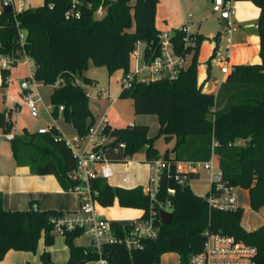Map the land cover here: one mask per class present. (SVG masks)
<instances>
[{
    "label": "trees",
    "instance_id": "obj_1",
    "mask_svg": "<svg viewBox=\"0 0 264 264\" xmlns=\"http://www.w3.org/2000/svg\"><path fill=\"white\" fill-rule=\"evenodd\" d=\"M159 0H78V16L67 18L73 0H43L37 7L21 11H0V55L13 60L26 55L34 61L33 79L43 85H53L49 94L51 114L62 115L76 133L84 136L94 124L89 107L87 86L95 81L85 75L89 61L104 66L108 75L117 70L126 72L130 53L137 41L146 42L157 51L156 7ZM242 1V0H235ZM252 2L258 9L256 21L259 62L233 64L216 92H205L197 78V56L200 43L205 39L194 34L193 46L185 47L184 32L175 30L172 42L177 52L191 53V61L174 79L163 78L147 83L134 81L128 90H121V98L132 99L133 112L137 115L153 114L159 130L149 135L147 125L131 123L122 127L107 124L103 133L111 140L104 144L106 155L113 162L131 158L143 152L148 164L157 158L164 162L153 208L159 203H170L172 217L164 224L159 217L156 237L143 239L141 248L128 250L122 243H102L101 253L89 246L76 245L75 238L83 235L80 230L66 232L63 236L69 249L67 264L96 261L104 257L108 264H161V256L175 252L180 264H188L189 256L203 246L205 233L221 232L236 240L256 247L253 264H264V225L254 230L243 228L244 209L212 208L205 195L194 193L189 183L180 186L175 179L176 163L181 161H207L215 157L227 186L248 191L249 207L254 211L264 208V0ZM101 5L103 16L95 18L94 12ZM20 30L25 35L21 38ZM222 32L213 40L218 42ZM216 49H214L215 52ZM214 53L212 54V56ZM1 83L5 86L9 68H1ZM69 78L70 82L65 83ZM63 109L59 111V107ZM0 128L10 133L11 122L0 111ZM59 131L50 126L49 132L23 130L9 139L12 155L17 165L28 166L37 175L53 174L62 190L68 192L77 184L70 174L76 167L75 158ZM163 137L165 143L174 140L162 156L154 145L155 138ZM237 139L244 143L237 142ZM123 142L124 149H116ZM199 175V174H198ZM198 175L190 174L191 179ZM98 191V204L110 206L118 202L121 207L138 208L145 217L150 197L143 193V186L131 189L115 187L100 178L93 182ZM35 207V209H33ZM63 212L40 210L32 204L26 210L8 211L3 208L0 193V261L9 250L34 252L40 237L45 248L40 254L41 264L51 263L47 250L55 234L49 219ZM116 237L128 231L129 224L110 222Z\"/></svg>",
    "mask_w": 264,
    "mask_h": 264
},
{
    "label": "built area",
    "instance_id": "obj_2",
    "mask_svg": "<svg viewBox=\"0 0 264 264\" xmlns=\"http://www.w3.org/2000/svg\"><path fill=\"white\" fill-rule=\"evenodd\" d=\"M8 2L12 10L15 12L23 10L24 1L19 0H0V11L3 9V2ZM78 0H73L71 9L67 10L65 16H78V11H75V6ZM235 0H213L212 11H225L229 15L234 14ZM102 10V7H101ZM101 14V11L99 12ZM190 23H185L179 29L184 32V46H193V39H190L191 34ZM224 36L226 42H230L231 34L238 30L234 22L228 17L224 25ZM173 33L162 31L158 36L157 51H154L145 42L137 41L134 49L130 53L129 68L123 72L121 80V90H128L134 81L151 82L162 80L163 78L174 79L181 70L188 66L187 59L191 53L177 52L176 47L172 42ZM21 34V38H23ZM229 50L225 53V59L228 60ZM25 63L28 64V56L24 55ZM13 60L0 55V68H9ZM231 69V65L221 67V72L227 74ZM29 89L22 94L23 105L29 109L30 115L37 116L36 106L40 102L37 93L31 90L32 84L36 85L32 74L28 80ZM107 90H101L99 95L106 94ZM89 95V92H86ZM18 102L10 100L9 110H16ZM51 109V107H50ZM63 109L59 107V111ZM6 116V113H5ZM8 117V116H7ZM109 124L107 117H101L97 125H92L89 132L83 137L77 133L72 136L58 135L64 140L65 146L69 147L74 158L76 167L71 172V179L77 184L71 189L79 195L80 205L75 211L68 213H60L52 215L49 219L52 231L54 234L64 235L72 230H80L84 234H88L91 238V246L98 254L101 253L102 243L107 241H117L122 243L128 250L141 248L143 239H151L156 237L159 226L156 224L157 217L160 218L161 210L170 209V203H159L158 208H153L152 202L156 198L158 186L160 182V173L164 162L161 158L153 160L150 164V180L146 186H143V193L150 197L149 211L145 217H138L129 223V229L123 235L116 237L110 222L97 210L98 207V191L93 187V182L100 178L109 180L113 177V161L106 155L101 142L103 139L110 137L103 133V127ZM50 127L41 128L37 131L40 133L49 132ZM10 138L12 137L9 136ZM111 140V138H110ZM109 140V142H110ZM126 145L120 142L116 149H124ZM129 157L125 156L123 160L118 162L129 161ZM204 172L209 176L210 185L213 184L211 194L207 197L208 204L212 208L222 210L236 209L237 191L236 187L227 186L223 182L221 169L218 167L216 159L212 156L207 161H181L176 163L175 179L180 186L189 183L192 179V174H200ZM127 181V178H123ZM256 247L251 244H246L236 240L233 236L216 232H206L204 243L199 252L189 256L188 264H253ZM89 264H108V261L99 256L96 261L86 262Z\"/></svg>",
    "mask_w": 264,
    "mask_h": 264
},
{
    "label": "crops",
    "instance_id": "obj_3",
    "mask_svg": "<svg viewBox=\"0 0 264 264\" xmlns=\"http://www.w3.org/2000/svg\"><path fill=\"white\" fill-rule=\"evenodd\" d=\"M15 1L16 3H19V0H15ZM194 1L196 0H159L157 7H156V12H155L156 27L158 29L159 28L161 29V27H163L167 30L172 31L173 33L175 30H178L185 23H190L191 25L190 29L192 30L195 23L191 21L192 15L185 13V9L189 7L190 4H192ZM205 1L210 4V8L212 11L213 0H205ZM41 4H43V0H42V3H40L39 5ZM23 7H24L23 9L28 8V7L30 8L31 5L29 4V2L28 3L26 2V5H25V2H24ZM223 12L224 11L214 12V13H220L222 15ZM258 15H259V11L257 7L254 4L252 6L250 1H244V0L237 2V4L235 2L234 14L229 15L227 13L226 20L229 17L238 28L236 32L231 34L230 42H226L228 45L227 49L229 50L228 59H231L232 57V61H233V63H230L229 65L232 66L233 64H243L242 62L244 61H255V62H250V63H256V61H258L255 58L256 56H258V53H259L258 35H257V28H256V21H257ZM219 21H220L221 28L224 30L223 27L225 23H222L221 17L219 18ZM198 26H199V23L197 24V27ZM240 32H242V34L238 37V39L240 40L239 41L240 45H237V46H242V50L240 53H244V54H239L238 51L236 52V50H234L235 45L232 44L233 37H235V35H239ZM194 34H201L205 38L204 39L205 41L203 40L200 43L199 53L197 56L198 82L199 84H202L203 90L205 92H209V93L216 92L219 86L221 85V83H223L226 80L227 74H224L220 80H217V79L213 80L211 85H209L210 83H208V81L210 80V68L207 65L208 64L211 65L210 58L213 53L214 54L216 53L214 52V49L218 47L217 44L220 39L216 43V41L212 39L214 35L207 37L206 35H204L203 33L199 31ZM206 39H208L209 41H206ZM254 41L256 44V50L254 51L253 54H251L250 52L249 54H246L244 50L246 49V47H248V45L252 44ZM207 45L209 46L207 47ZM205 46L207 48L206 50L203 51ZM206 62L208 64H206ZM238 62H241V63H238ZM26 65L28 66V64ZM28 67L30 71L28 76H24L26 75L24 74L25 72L18 71L15 74L11 75V77L12 78L19 77L20 80L25 79L27 81L29 76L33 73V69L31 70V67L30 66ZM118 71H122V70H118ZM10 73H11V70H10ZM93 80L95 81V85H96L97 81L95 79ZM9 82L11 83V85L13 84L12 81H9ZM0 83H1V73H0ZM36 85L40 86L43 84L36 82ZM51 86L53 89V85ZM52 89L50 90V92L52 91ZM112 102H114V99L112 100ZM9 104H10V101H8V105ZM50 107L51 106H49L48 109H49V114L51 115V118H53V122H50L48 127L54 126L55 129L59 131L60 135H64L62 126L60 124L58 125L59 116L55 118L51 114ZM0 111L4 112V110H0ZM37 116H39L38 113H37ZM118 118L112 119L111 121L108 120L109 125H111L112 127H115V126L122 127L127 124H131V123L147 125L145 122H143V120L145 119L144 117L139 118V122L131 121L130 123H123V124L117 123V121H119ZM94 119H95V116H94ZM63 122L66 123L64 119H63ZM72 130H73L72 133L75 134L76 130H74L73 127H72ZM11 135L12 134L10 133L3 132L0 134V138L4 137L7 140H9L10 139L9 136ZM173 142L174 140H171L168 143V145L171 144L170 147H172ZM129 169H131V172H132L130 173V176H122L123 174H122L120 167L119 169L117 168L116 171L113 168V177L107 180L108 183L112 186L114 185L115 187L119 186V187H123L127 189H131L134 186H138L137 184L139 183V180L141 178L139 179L136 177V174H135V170H137L136 164H134L132 167H129ZM198 176H199L198 179H200L201 178L200 174ZM124 177L127 178V181H123ZM198 179H194L191 181H197ZM207 179H208V184L205 188V191H204L205 193L199 194V193L194 192L193 188L191 187V182H189L191 190L197 195L198 194L202 196L205 195L210 188L209 176ZM239 189L241 192L239 191ZM236 191H237L236 205L244 209V214L240 222L243 228L248 231V230H254L264 225V218L260 214H259L260 217L258 218V220H256L255 224L251 225L249 224L247 219L245 220V213L248 210L252 211L253 214L255 213L258 214V212L252 210L251 207H249L248 191L240 187H236ZM0 193L2 194V197H3V208L8 211L26 210L32 204H35L39 207L40 210L54 209V210H57L63 213H68V212L77 210L80 205L79 195H77V193L74 191L66 192L62 190L59 184V181L56 179V177L53 174L37 175L35 173L33 174L28 166L17 165L12 155L10 144L5 141H0ZM261 210H264V208H262ZM127 221L128 220H125V219L117 220L118 223L129 224V222ZM86 235L88 236V239H89L87 242L82 243L79 237H77L75 238L74 243L76 245H81V246L91 245L90 244L91 238L88 234ZM39 252H40L39 248L38 250H36V253H30L24 250H20V251L9 250L4 254V257L0 261V264H40V262H38ZM50 254H51L52 261L53 260L56 261L57 264H67L68 262L67 259L69 257V249H68V246L63 243L62 239L57 241L53 245V247L51 248ZM86 264H89V263H86Z\"/></svg>",
    "mask_w": 264,
    "mask_h": 264
},
{
    "label": "rangeland",
    "instance_id": "obj_4",
    "mask_svg": "<svg viewBox=\"0 0 264 264\" xmlns=\"http://www.w3.org/2000/svg\"><path fill=\"white\" fill-rule=\"evenodd\" d=\"M25 5L26 2L31 5V7H36L40 3H42V0H24ZM237 2L240 1H236ZM251 5L253 6V3L250 2ZM101 11V14L99 12ZM104 10L102 8L101 10V5L96 9L94 12L95 18H100L103 16ZM185 13L191 14L192 19L191 21L195 23L194 27L191 30V34H194L196 32H201L207 37L211 35H216L218 32H222L220 40L218 42V47L216 48V53L211 56L210 61L211 65L208 64L210 68V80L208 83L211 85L213 80L217 79L220 80L224 73L221 72V67L224 65H228L230 63H233L232 57L231 59L226 60L225 59V53L227 50V43L225 40L224 32L223 29L221 28L219 18L221 17L220 13H214L211 11L210 4L207 3L205 0H196L192 4H190L189 7L185 9ZM199 23V26L197 27V24ZM159 30L162 31H167L172 33V31L167 30L163 27ZM255 32V30H254ZM20 34H24L23 30H20ZM242 34L240 32L239 35H235L233 37V43L235 45L234 50L236 52L238 51L239 54H244L240 53L242 50V46H237L239 44V39L238 37ZM24 38V37H23ZM205 41V40H204ZM206 41H209L206 39ZM206 45V44H205ZM209 45H207L208 47ZM206 46L204 47L203 51L206 50ZM256 50V44L255 41L248 45L244 52L246 54H251L254 53ZM192 54L189 55L187 62L188 64L191 61V56ZM256 62H259V57H255ZM28 66L31 67V70L34 69V61L33 59L28 58ZM250 62H255V61H244V63H250ZM241 63V62H238ZM25 64V58L24 56L20 57L17 59V62L13 65H9L11 68V73L9 74L7 78V85H3L0 83V110H4L6 113L7 118L11 122V130L10 134L17 135V134H22L24 129H27L29 132H36L38 129L44 128L46 129L50 122H53V118H51V115L49 114V106H50V98H49V92L52 89L51 85H35L32 84L31 90H33L34 93H37L38 97L40 98V102L37 104L36 109L38 112L37 117L31 116L29 113V109L24 106L23 99H22V89L20 86V78H12L11 75L15 74L16 72H25L24 76L29 75V67ZM1 69V68H0ZM85 75L92 77L97 81L96 85L92 86H87V90L89 92V107L91 110V113H93V116H95L94 119V125H97L99 120L101 119L102 116H106L109 121L112 119L118 118L119 121L117 123L123 124V123H130L131 121H137L139 122V118L144 117L145 119L143 122H145L149 126V135L154 136L157 134L159 130V124L157 121V118L153 114H147V115H137L133 112L132 108V99L130 98H121L119 96L120 90H121V80L120 77L122 75V71H115L112 75H108V71L104 66H95L92 61H89L87 69H85ZM11 77V78H10ZM9 81H12V85ZM12 86V87H11ZM107 90L106 94H103L102 96H99V92L101 90ZM114 99V102L112 100ZM14 101L18 102V106L16 110H9V105L8 101ZM62 126V130L64 133V136H72L74 133L72 130V127L69 123H64L63 122V117L62 115H59V120H58V125ZM3 133L2 129L0 128V134ZM109 139H103L101 142V146L104 144H107L109 142ZM0 141H5L9 143V140H7L4 137L0 138ZM237 142L239 143H244L242 140L237 139ZM154 145H156L159 155L162 156L163 153L165 152L166 148L170 147L167 143L163 141V137H157L155 138ZM104 147V146H103ZM212 157V156H211ZM210 157V158H211ZM215 158V157H214ZM134 164L137 166V170H135V174L137 178H141L139 180V183L137 185L139 186H146L149 183L150 180V164L144 161V154L143 152L135 153L132 155V157L129 159V161L126 162H115L113 163V168L116 169L119 167L121 168L122 171V176H130L131 169L129 167H132ZM134 174V173H133ZM201 178L198 179L197 181H190L191 182V187L193 188V191L199 194L205 193V188L208 184V176L204 172H200ZM114 186V185H113ZM240 191V189H239ZM241 192V191H240ZM97 210L102 214L109 222H117V220L125 219L128 220L127 222H132L134 219L139 217L143 211L138 209V208H125L121 207L118 202H114L110 206H100L98 205ZM258 214H253L252 211L248 210L245 213V220L247 219L249 224H255L256 220L260 217L259 214L264 218V210L257 211ZM63 243H65V238L63 235H58L55 234V238L53 240V243L47 248V250L51 251V248L53 245L61 240ZM79 239L81 240L82 243L87 242L88 236L86 234H83L79 236ZM36 250L39 248V253H38V262H40V254L43 252L45 245H43V239L42 237L39 238L37 245H36ZM30 252V251H28ZM30 253H36L30 252ZM50 259H51V254H50ZM160 263L161 264H180V258L177 253L175 252H167L164 254L161 258ZM41 264V262H40ZM49 264H57L56 261H52Z\"/></svg>",
    "mask_w": 264,
    "mask_h": 264
},
{
    "label": "water",
    "instance_id": "obj_5",
    "mask_svg": "<svg viewBox=\"0 0 264 264\" xmlns=\"http://www.w3.org/2000/svg\"><path fill=\"white\" fill-rule=\"evenodd\" d=\"M3 10L5 12H10L12 10V7H11V5L8 2L4 1L3 2ZM226 16H227V12L224 11L222 13V15H221V21H222V23H225L226 22ZM193 38H194V35H191L190 36V39L192 40ZM69 82H70V79L69 78H66L65 79V83H69ZM19 83H20V86H21L22 91H28L29 86H28V82H26L25 79H21L19 81ZM33 209H35V207H33ZM159 215H160V220L164 224L169 223L170 220H171V217H172L171 211H168V210H161ZM80 264H86V263L85 262H81Z\"/></svg>",
    "mask_w": 264,
    "mask_h": 264
}]
</instances>
